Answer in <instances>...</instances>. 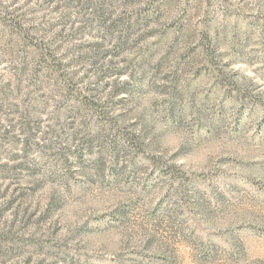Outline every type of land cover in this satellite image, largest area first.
<instances>
[{"label":"rangeland","instance_id":"rangeland-1","mask_svg":"<svg viewBox=\"0 0 264 264\" xmlns=\"http://www.w3.org/2000/svg\"><path fill=\"white\" fill-rule=\"evenodd\" d=\"M0 264H264V0H0Z\"/></svg>","mask_w":264,"mask_h":264}]
</instances>
